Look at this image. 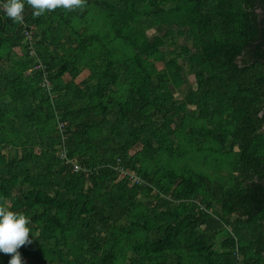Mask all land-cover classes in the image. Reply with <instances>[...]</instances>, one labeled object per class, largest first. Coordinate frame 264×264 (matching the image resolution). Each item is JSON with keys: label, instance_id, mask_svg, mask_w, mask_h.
Wrapping results in <instances>:
<instances>
[{"label": "trees", "instance_id": "16d2710c", "mask_svg": "<svg viewBox=\"0 0 264 264\" xmlns=\"http://www.w3.org/2000/svg\"><path fill=\"white\" fill-rule=\"evenodd\" d=\"M256 4L0 7V201L30 218L24 264H264Z\"/></svg>", "mask_w": 264, "mask_h": 264}, {"label": "clouds", "instance_id": "9594fccd", "mask_svg": "<svg viewBox=\"0 0 264 264\" xmlns=\"http://www.w3.org/2000/svg\"><path fill=\"white\" fill-rule=\"evenodd\" d=\"M25 2L33 10V17L38 18L58 8L83 9L87 0H6L0 7L13 22L22 23ZM30 223L27 215L11 210L6 201H0V253L11 257L8 264H23L19 249L32 243Z\"/></svg>", "mask_w": 264, "mask_h": 264}, {"label": "rangeland", "instance_id": "374dc122", "mask_svg": "<svg viewBox=\"0 0 264 264\" xmlns=\"http://www.w3.org/2000/svg\"><path fill=\"white\" fill-rule=\"evenodd\" d=\"M32 34V33H31ZM176 36H178V34H176ZM31 38V37H30ZM32 39V38H31ZM184 43V39H182V37H178V44H183ZM177 44V45H178ZM175 47L174 46H172V47H170L169 49L170 50H173ZM16 52H18V54L19 55H21L22 54V51L21 50H17ZM180 62L182 63V61L180 60ZM88 76V74L87 73H84V74H82V76L80 77V79H79V81H82L83 79H85L86 77ZM188 79H189V83H190V85H189V88L191 87L192 89H196V82H195V77H194V75H189V77H188ZM66 80L68 81V80H70V78L67 76L66 77ZM186 89H187V91L189 90L188 89V87H186ZM186 91V92H187ZM177 99L178 100H182L183 99V96H178L177 97ZM190 162H191V160H190ZM192 165H194L195 166V164L192 162L191 163ZM209 173H211V174H214L213 172H209ZM24 264V263H23Z\"/></svg>", "mask_w": 264, "mask_h": 264}, {"label": "flooded vegetation", "instance_id": "af4514ba", "mask_svg": "<svg viewBox=\"0 0 264 264\" xmlns=\"http://www.w3.org/2000/svg\"><path fill=\"white\" fill-rule=\"evenodd\" d=\"M257 1V6H259V7H264V4H263V6H260L259 5V2H261V1H264V0H256ZM257 8L256 10H254L257 14H258V19L259 20H264V9L263 8ZM240 60H242V58H239V61Z\"/></svg>", "mask_w": 264, "mask_h": 264}, {"label": "built area", "instance_id": "2783aa9c", "mask_svg": "<svg viewBox=\"0 0 264 264\" xmlns=\"http://www.w3.org/2000/svg\"><path fill=\"white\" fill-rule=\"evenodd\" d=\"M3 3L1 2V0H0V5H2ZM78 169V168H77ZM134 181H137V179L136 178H134Z\"/></svg>", "mask_w": 264, "mask_h": 264}]
</instances>
